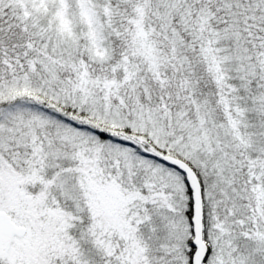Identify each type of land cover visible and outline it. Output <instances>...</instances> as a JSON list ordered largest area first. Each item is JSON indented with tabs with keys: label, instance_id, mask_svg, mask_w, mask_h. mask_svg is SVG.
Returning a JSON list of instances; mask_svg holds the SVG:
<instances>
[{
	"label": "snow or ice",
	"instance_id": "snow-or-ice-1",
	"mask_svg": "<svg viewBox=\"0 0 264 264\" xmlns=\"http://www.w3.org/2000/svg\"><path fill=\"white\" fill-rule=\"evenodd\" d=\"M0 264H264V0H0Z\"/></svg>",
	"mask_w": 264,
	"mask_h": 264
}]
</instances>
